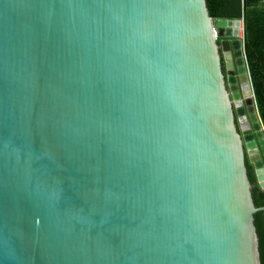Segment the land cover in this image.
I'll list each match as a JSON object with an SVG mask.
<instances>
[{
  "label": "water",
  "instance_id": "water-1",
  "mask_svg": "<svg viewBox=\"0 0 264 264\" xmlns=\"http://www.w3.org/2000/svg\"><path fill=\"white\" fill-rule=\"evenodd\" d=\"M241 34L204 0H0V264H260Z\"/></svg>",
  "mask_w": 264,
  "mask_h": 264
},
{
  "label": "trees",
  "instance_id": "trees-1",
  "mask_svg": "<svg viewBox=\"0 0 264 264\" xmlns=\"http://www.w3.org/2000/svg\"><path fill=\"white\" fill-rule=\"evenodd\" d=\"M211 20H242L243 41L258 115L264 131V0H204ZM224 74V65L221 60ZM238 131V127L236 126ZM250 196L255 208L264 207V189L256 184L252 165L244 153ZM259 263L264 264V210L253 214Z\"/></svg>",
  "mask_w": 264,
  "mask_h": 264
},
{
  "label": "rangeland",
  "instance_id": "rangeland-1",
  "mask_svg": "<svg viewBox=\"0 0 264 264\" xmlns=\"http://www.w3.org/2000/svg\"><path fill=\"white\" fill-rule=\"evenodd\" d=\"M239 39L243 40V34L240 35V38Z\"/></svg>",
  "mask_w": 264,
  "mask_h": 264
}]
</instances>
